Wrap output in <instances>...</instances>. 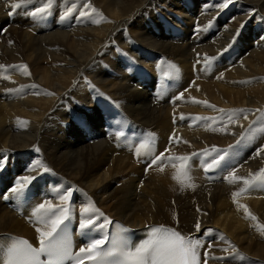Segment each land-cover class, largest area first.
Returning a JSON list of instances; mask_svg holds the SVG:
<instances>
[{"label": "bare ground", "instance_id": "1", "mask_svg": "<svg viewBox=\"0 0 264 264\" xmlns=\"http://www.w3.org/2000/svg\"><path fill=\"white\" fill-rule=\"evenodd\" d=\"M167 1L51 0L33 16L48 0H0V234L39 244L36 229L54 216L34 213L51 202L55 215L67 209L78 249L90 241L82 231L107 238L118 219L198 238V264H264V0H202L201 19L194 0H176L177 16ZM151 16L161 28L139 44L130 25ZM110 114L99 132L97 117ZM182 157L183 183L173 179ZM117 174L125 183L105 196ZM85 215L98 227L82 230Z\"/></svg>", "mask_w": 264, "mask_h": 264}, {"label": "snow or ice", "instance_id": "2", "mask_svg": "<svg viewBox=\"0 0 264 264\" xmlns=\"http://www.w3.org/2000/svg\"><path fill=\"white\" fill-rule=\"evenodd\" d=\"M50 6L51 0H48V4L45 7H40L37 12L33 13V16L37 15V13H46L47 8ZM224 6H227L226 0ZM261 151H264V149H261ZM157 159L159 163L156 166L159 167L165 158L154 157V160ZM176 159L181 160L182 163L180 172L173 179L181 183L185 180H190L188 157ZM224 159L225 154L221 152L206 165L205 170L218 166ZM41 166L37 163L29 170L36 171ZM45 170L47 171V168ZM161 170L163 169L161 168ZM32 179L34 177H25L22 181L18 180L16 184L27 186ZM245 183L247 184L248 182L245 181ZM19 190L18 187L14 186L11 191L18 193ZM70 196V192L61 196V201L67 202ZM41 212L53 213L54 218L50 217L44 221L48 228L47 231H41L39 227L36 229L40 233L39 249L33 248L26 240L16 241L8 250L7 264H66V259L72 258L73 253L70 246L66 243L67 238H58L57 233L61 224L67 219V209L61 208L60 215H55L51 202H45L38 206L34 215H39ZM89 226L93 229L98 227L91 216L85 215L81 219L79 227L83 230ZM199 227L200 225L197 223V230H199ZM122 231L127 230L122 229ZM105 241L106 238L103 236L91 239L86 247L79 249V255L75 256L74 264H83L85 258L93 261V264H198V249L201 247V241L198 238H186L179 232L160 227H153L150 231V238L135 247L117 239L113 242L115 251L104 252L101 250V246L105 244ZM117 254L120 256L119 260L112 262L108 260V257ZM42 256L47 258L42 260Z\"/></svg>", "mask_w": 264, "mask_h": 264}, {"label": "rangeland", "instance_id": "3", "mask_svg": "<svg viewBox=\"0 0 264 264\" xmlns=\"http://www.w3.org/2000/svg\"><path fill=\"white\" fill-rule=\"evenodd\" d=\"M201 1L202 0H194V6H195V13L197 14V18H200L199 16V14H198V12H199V10H200V8H201ZM164 4V7H162V10L164 11V12H166V10H168V11H170V12H173L174 14H175V16H177L178 15V11H179V7H178V3H177V1L176 0H169V1H167V2H164L163 3ZM157 9H159V8H157ZM203 17V16H202ZM201 17V18H202ZM157 17L156 16H151L150 18H147V19H137L134 23H132L131 25H130V29H131V35H132V38L134 39V40H136V42H138L139 44H141V42H142V39L143 38H145L148 34H150L151 32V30H150V28L152 27V26H154V28H161V25H160V23H158L157 22V19H156ZM200 18V19H201ZM49 19V18H48ZM166 20V19H165ZM226 20H227V24H234L235 22L234 21H232V19H230V18H228V17H226ZM168 23H169V21L168 20H166ZM170 25V24H169ZM195 27H196V25H195ZM195 29L196 28H194V33L192 34V38H194L198 33H195ZM2 30H5V29H0V36H3V35H1V31ZM163 32L164 31H161V33L163 34ZM246 32V31H245ZM244 32V33H245ZM249 32V31H248ZM215 33L218 35L219 34V32L217 33V31H215ZM151 35H153V34H151ZM248 35L249 36H252V34H249L248 33ZM191 36V35H190ZM261 36V35H260ZM260 36H259V34H256V37H252V38H250V40H249V42H250V44L252 43L253 45H254V47H255V42L257 41L258 43H259V40H254L255 38L257 39L258 37L260 38ZM263 36V35H262ZM258 47H260V45H258ZM258 47H255V48H258ZM156 59H158V58H156ZM197 69H194L192 72H194V71H196ZM146 72H147V70H146ZM151 72V71H150ZM147 74H148V77H149V81L151 82V84H152V87H153V82L156 80V78H155V76H154V74L151 72V73H149V72H147ZM130 76H132V74H130ZM139 78H141V77H139ZM254 84V83H253ZM253 84H247V85H249V86H252ZM78 111H81V108L80 107H77L76 108ZM79 116V115H78ZM100 117H101V115H99L98 117H97V120H98V122H99V125L97 126V129L99 130V132H101L100 130H101V125H100ZM58 135L60 136L58 139H57V141H56V147H57V149H58V151L59 150H66L68 147H67V141L69 140V138H66V137H63L62 135H61V132L59 131L58 132ZM64 146V147H63ZM257 149V148H256ZM256 152V150L254 151V153ZM178 161H180V160H178ZM178 165H180V163H178ZM236 169V168H235ZM148 172H149V170L148 169H146V171H145V175L146 174H148ZM179 173V171L177 172V174ZM122 174H117V175H113L108 181H107V185H106V187H105V190L103 191V192H101V193H104L105 194V196H107V195H111V194H115V193H117L118 192V190H119V188L125 183V182H123V183H120L121 182V180H120V176H121ZM147 181H148V190H150V192H152L153 193V191H154V194L155 195H158L159 194V192H161V191H159V190H161L160 188H158L157 187V190H156V187H154L153 185H151V187H150V184H152V183H150V180L149 179H146ZM120 184V185H119ZM119 186V187H118ZM153 188V189H152ZM157 193V194H156ZM75 194H77V195H79L80 194V192H76ZM137 194H138V191H137ZM141 195V194H140ZM139 195V196H140ZM45 213V212H44ZM24 215V214H23ZM46 214H43V216L42 217H44ZM162 221H164V222H167V223H174V222H171V221H169V220H167V219H164V220H162ZM253 221V219H252V217H251V222ZM253 229V231H255V233H257V237H258V235H259V233H258V230H259V227H258V225H254V224H251V228H250V230H252ZM205 239V238H204ZM205 240H207V239H205Z\"/></svg>", "mask_w": 264, "mask_h": 264}, {"label": "trees", "instance_id": "4", "mask_svg": "<svg viewBox=\"0 0 264 264\" xmlns=\"http://www.w3.org/2000/svg\"><path fill=\"white\" fill-rule=\"evenodd\" d=\"M100 125H101V117H100ZM102 128V127H101Z\"/></svg>", "mask_w": 264, "mask_h": 264}]
</instances>
